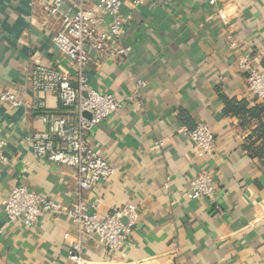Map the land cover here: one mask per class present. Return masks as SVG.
I'll return each mask as SVG.
<instances>
[{"label":"crops","instance_id":"obj_1","mask_svg":"<svg viewBox=\"0 0 264 264\" xmlns=\"http://www.w3.org/2000/svg\"><path fill=\"white\" fill-rule=\"evenodd\" d=\"M48 1L0 0V94L21 102L10 108L0 101V141L7 143L8 159L0 164V264H71L73 238L63 235L73 226L65 215L43 214L32 227L7 225L1 208L16 185L65 208L76 199L73 170L36 159L30 150L32 134L45 128L31 108L35 100H43L48 113L76 120L56 96L33 92L28 80L36 66L65 72L72 81L75 75L73 63L52 43L61 21L45 14ZM209 2L148 0L134 8L125 1L121 43L130 52L92 57L85 67L93 88L122 103L87 137L115 171L85 197L99 217L125 204L139 209L114 254L100 242L86 243L87 264H264V136L253 135L257 119L225 115L222 101L264 106L236 67L237 58L248 55L264 70V0ZM138 81L145 86L137 87ZM199 122L215 137L204 158L178 132ZM201 172L215 182L213 200L184 195Z\"/></svg>","mask_w":264,"mask_h":264},{"label":"built area","instance_id":"obj_2","mask_svg":"<svg viewBox=\"0 0 264 264\" xmlns=\"http://www.w3.org/2000/svg\"><path fill=\"white\" fill-rule=\"evenodd\" d=\"M125 1L136 8L148 0H51L43 4L48 17L59 18L61 21L52 43L61 55L73 63L75 75L72 81L65 72L36 66L30 72L29 84L35 93L56 96L63 108L75 112L76 120L74 122L68 116L48 113L44 101L35 100L31 108L38 114L45 128L32 134L29 139L30 150L36 159L73 170L77 185L76 199L69 208H65L51 198L16 185L1 203L7 225L21 222L26 227H32L43 214L57 217L65 215L73 226L71 233L63 235L65 240L73 238L67 253L71 264H87L83 250L88 241L100 242L109 254H114L128 238L139 215L136 205L125 204L99 217L94 205L85 197V193L115 171L88 145L87 137L103 120L115 116L122 108V103L112 94L93 88L84 70L92 57L98 60L101 57H123L130 52L131 48L121 43L126 25L123 14ZM209 3L213 5L215 0ZM219 17L225 21L226 16L222 12ZM236 67L245 73L248 90L255 97L264 99V70L252 66L248 55L239 56ZM144 86L145 82H137V87ZM0 101L10 108L21 104L13 94L7 92L0 94ZM178 132L187 135L197 158L212 154L215 137L205 123L199 122L191 130L180 128ZM6 147L7 143L0 141V164L8 161ZM215 192L212 176L201 172L191 179L184 195L190 200H213Z\"/></svg>","mask_w":264,"mask_h":264},{"label":"trees","instance_id":"obj_3","mask_svg":"<svg viewBox=\"0 0 264 264\" xmlns=\"http://www.w3.org/2000/svg\"><path fill=\"white\" fill-rule=\"evenodd\" d=\"M223 112L225 115H231L235 117H243L248 115L249 117L255 118L259 121V125L254 131L253 135L257 138L264 136V120L261 121V117L264 114V106L256 105L250 109H247V103L244 101H235L223 98Z\"/></svg>","mask_w":264,"mask_h":264}]
</instances>
